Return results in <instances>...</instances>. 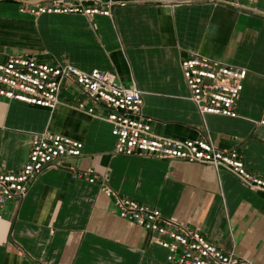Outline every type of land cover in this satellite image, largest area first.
Here are the masks:
<instances>
[{"label": "crops", "instance_id": "crops-1", "mask_svg": "<svg viewBox=\"0 0 264 264\" xmlns=\"http://www.w3.org/2000/svg\"><path fill=\"white\" fill-rule=\"evenodd\" d=\"M50 0H0V61L11 56L114 74L142 94V114L156 137L208 136L236 150L264 180V0H143L113 8L111 17H32L23 5ZM77 2V0H71ZM86 6L91 5L86 3ZM246 69L237 117L200 116L180 64L191 57ZM84 103L93 114L79 111ZM108 110L64 82L53 110L0 97V172L25 164L33 137L44 132L83 145L42 173L21 202L0 210V264H166L149 234L112 214L97 184L73 180L92 171L121 197L197 228L216 248L264 264V194L245 188L228 170L114 154Z\"/></svg>", "mask_w": 264, "mask_h": 264}, {"label": "built area", "instance_id": "built-area-1", "mask_svg": "<svg viewBox=\"0 0 264 264\" xmlns=\"http://www.w3.org/2000/svg\"><path fill=\"white\" fill-rule=\"evenodd\" d=\"M143 0H50L37 6L23 5L19 13L32 17L78 14L111 17L113 8H124ZM165 5L170 0H153ZM86 3L91 5L86 6ZM190 101L200 116L236 118V102L248 75L237 68L198 56L180 64ZM64 82H71L86 101L101 104L108 114L114 137V154L141 156L186 164L211 166L230 171L248 190L264 194V180L249 172L236 150H220L208 136L195 140L175 141L156 137L142 114L143 98L135 87L124 88L114 74L94 70L85 73L77 68L39 62L34 57L11 56L0 61V97L47 110L58 104ZM92 115L84 103L77 108ZM264 128V119L258 122ZM83 145L47 132L33 137L25 164L16 172H0V210L8 202H21L38 176L59 166L63 158H78ZM73 180L97 184L113 202L112 214L131 222L149 234V242L166 252V264H251L212 245L197 228L165 218L155 209L119 196L108 186V180L92 171H72Z\"/></svg>", "mask_w": 264, "mask_h": 264}, {"label": "water", "instance_id": "water-1", "mask_svg": "<svg viewBox=\"0 0 264 264\" xmlns=\"http://www.w3.org/2000/svg\"><path fill=\"white\" fill-rule=\"evenodd\" d=\"M19 1H22V0H19Z\"/></svg>", "mask_w": 264, "mask_h": 264}]
</instances>
